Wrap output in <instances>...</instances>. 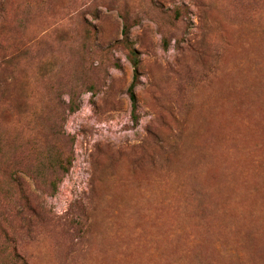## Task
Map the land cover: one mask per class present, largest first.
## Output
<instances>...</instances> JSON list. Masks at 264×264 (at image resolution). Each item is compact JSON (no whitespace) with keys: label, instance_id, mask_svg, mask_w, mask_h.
<instances>
[{"label":"rangeland","instance_id":"rangeland-1","mask_svg":"<svg viewBox=\"0 0 264 264\" xmlns=\"http://www.w3.org/2000/svg\"><path fill=\"white\" fill-rule=\"evenodd\" d=\"M0 264H264V0H0Z\"/></svg>","mask_w":264,"mask_h":264},{"label":"trees","instance_id":"trees-1","mask_svg":"<svg viewBox=\"0 0 264 264\" xmlns=\"http://www.w3.org/2000/svg\"><path fill=\"white\" fill-rule=\"evenodd\" d=\"M124 33L126 36L128 35V29L126 27L124 29ZM132 52L134 54H137V51L135 49ZM133 65H134V72L135 73H134V80H133V82L129 88V95H130V99H131L132 105H133V113H132L133 118L137 119L138 118V115H137V97H136V93H135V88L137 86V81L139 79V68H138L139 58L138 57H133ZM1 95H3V94H1Z\"/></svg>","mask_w":264,"mask_h":264}]
</instances>
